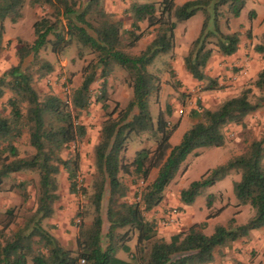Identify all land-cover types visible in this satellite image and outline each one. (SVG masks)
Wrapping results in <instances>:
<instances>
[{"label": "trees", "instance_id": "obj_1", "mask_svg": "<svg viewBox=\"0 0 264 264\" xmlns=\"http://www.w3.org/2000/svg\"><path fill=\"white\" fill-rule=\"evenodd\" d=\"M140 1L132 0L126 9L131 18L126 28L121 20L106 12L102 0H30L31 7L47 8L48 12L33 23L32 43L17 40L15 63L0 74V98L6 90L11 94L6 103L8 112H0V192L12 175L35 172L36 209L22 227L10 234L17 217L15 208L3 213L0 264H213L220 251L248 238L252 231L264 229V131L259 139L248 143L243 153L208 170L179 193L180 205L190 208L205 190L235 173L239 176L232 184L235 207L248 206L253 211L245 224L237 225L232 218L228 226L216 225L213 233L206 235L204 221L166 239L159 236L157 222L147 217L163 204L166 189L189 155L204 148L225 147L227 127L245 129L247 117L264 107V68L252 83L260 94L254 100L251 88L213 109L197 100L196 108L189 112L193 124L172 146L170 140L179 121L170 122L174 113L170 104L153 119L150 101L157 99L161 84L160 77L148 68L157 57L172 53L177 26L202 12L200 33L183 58V66L202 84V92L222 91L219 78L208 76L206 69L215 55L229 58L238 53L241 36L230 30V20L241 16L247 0H189L181 5L176 0ZM25 3L26 0H0V51L5 22L15 24L21 20ZM255 16L254 11L248 14L251 20ZM149 35L152 38L146 47L132 54L130 50ZM261 40L264 43V33ZM74 43L95 56L83 68L81 84L68 101L51 93L40 96L34 78H45L53 71V66L39 57L40 51L49 48L58 57ZM114 67L127 73L132 95L124 108L115 103L110 110L106 82ZM97 78L102 82L95 102L101 104L105 118L93 151L94 173L88 195L84 188H78V151L66 159L62 152L87 134L78 116L90 107L91 87ZM142 134L149 136L155 148H143L128 161L127 144L133 136ZM24 137L34 152L21 157L18 143ZM61 171L66 174L69 193L78 195L81 190L88 199L87 208L76 214L80 222L74 250L64 248L44 225L54 216L60 200ZM125 178H132L135 185L142 184L133 200L128 199L131 188ZM26 185H14L24 200L29 198ZM217 200L221 201L222 196H207L206 220L223 211L224 207L214 209ZM88 215L89 224L85 222ZM133 241L134 249L130 246ZM119 253L128 258H120ZM232 264L243 263L235 260Z\"/></svg>", "mask_w": 264, "mask_h": 264}, {"label": "rangeland", "instance_id": "obj_2", "mask_svg": "<svg viewBox=\"0 0 264 264\" xmlns=\"http://www.w3.org/2000/svg\"><path fill=\"white\" fill-rule=\"evenodd\" d=\"M158 2L160 0H141V3ZM189 1V0H186ZM26 0L23 8L21 20L13 24L9 20L5 22V34L3 48L0 51V74L9 69L15 63V50L18 48L17 40L32 43L34 40L33 23L36 19L48 12L47 8H33ZM107 13L121 20L126 28H129L131 18L126 13L132 0H102ZM184 0H176L177 5H181ZM255 0L247 1L241 16L230 20V30L239 32L241 36L240 52L232 58L215 55L206 69V74L219 78V83L224 87L222 91L202 92V84L196 82L184 69L183 58L186 56L191 43L198 37L204 15L198 12L188 21L181 23L175 30V47L172 53L159 56L148 68V71L160 77V91L156 98L150 101V109L153 119L156 120L159 110H164L166 104L174 108L173 116L170 118L172 124L179 121V127L171 137L172 146L177 145L182 135L193 124L194 120L189 117L191 109L196 108L197 100L201 105L213 109L225 99L235 97L246 88H251V100L259 97V92L252 86L258 71L264 68V43L261 36L264 33V3H257ZM225 11V9H224ZM255 11L257 15L253 20L248 14ZM144 28V25H142ZM223 30L226 31L223 26ZM152 36H146L138 45L130 50L132 54H138L150 42ZM39 57L48 61L53 66V71L45 78H34V87L40 94H53L63 100H69L74 89L79 87L82 81L83 68L88 65L95 56L87 49L74 43L67 48L62 55L55 56L50 49L41 50ZM170 71L173 72L171 75ZM102 80L97 78L91 87V105L79 114L78 122L86 127V136L83 140L70 144L62 152V157L66 159L75 150L80 155L81 171L78 179V188H84L89 195L93 167V151L100 136L101 123L105 118V112L100 103H96V96L99 94ZM106 91L109 98L110 110L118 103L120 108H124L131 98L132 92L128 85V75L119 67H114L107 78ZM181 94L184 97L181 99ZM11 96L9 91H5L0 98V112L7 113V100ZM264 131V107L249 115L246 119V128L230 125L227 127L226 145L223 148H204L197 150L195 154L187 157L183 163L176 179L166 189L165 200L159 209H154L147 215L157 222L159 236L168 239L173 233L187 228L194 223L207 222L206 235H211L216 225L228 226L229 221L234 218L235 224H245L253 215L250 207H235L236 200L232 194V184L239 179L235 173L230 174L223 181L205 190V193L198 197L190 208H183L179 203V193L192 181L199 179L205 172L218 165L225 163L231 157L244 152L246 146L253 139H259ZM154 149L155 143L149 139L147 134L133 136L127 144L126 158L132 160L134 154L143 149ZM21 157L29 156L34 151L28 145L27 138L24 137L18 143ZM155 175V171L152 178ZM60 200L55 205V214L52 219L44 222L45 228L53 234L66 249H75V237L78 233L77 225L80 219L76 214L87 208V195L80 190L78 195L70 194L65 172L61 171L58 176ZM125 182L130 186L131 193L128 197L133 200L134 193L142 186L132 183V178H125ZM19 182H26V191L29 198L24 200L21 192L14 187ZM38 191V176L35 172H24L12 175L3 185L0 192V221L3 213L11 208H15L17 214L15 224L11 227L9 234L15 232L23 226L25 220L36 209V196ZM209 194L221 195L222 200H217L214 209L224 207L223 211L215 218L206 220L208 211L206 208V198ZM90 212V211H88ZM85 222H91V215L86 217ZM1 224V223H0ZM261 235L255 239L244 238L225 251H220L216 255L213 264H232L238 260L243 264H264V229ZM135 241L130 243L134 249ZM120 258L128 257L119 253Z\"/></svg>", "mask_w": 264, "mask_h": 264}, {"label": "crops", "instance_id": "obj_3", "mask_svg": "<svg viewBox=\"0 0 264 264\" xmlns=\"http://www.w3.org/2000/svg\"><path fill=\"white\" fill-rule=\"evenodd\" d=\"M247 1H252L253 3H255V0H247ZM257 1H259V2H257V3H264L263 2V0H257ZM184 2H186V0H184ZM183 2V3H184ZM247 3V2H246ZM255 12V11H254ZM256 13V15H257V20H259V18H260V16H259V14L257 13V12H255ZM238 52H240V50L238 51ZM234 56H236V55H234ZM233 56V57H234ZM229 58H232V57H229ZM157 209H159V207L157 208ZM263 229H261V230H257V231H252L250 234H249V238L250 239H255V237H257V236H260L262 233H261V231H262Z\"/></svg>", "mask_w": 264, "mask_h": 264}]
</instances>
